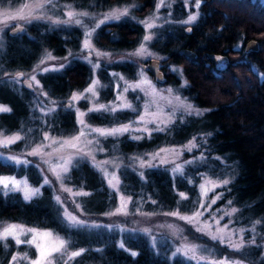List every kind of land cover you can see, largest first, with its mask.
Segmentation results:
<instances>
[{"label": "trees", "instance_id": "16d2710c", "mask_svg": "<svg viewBox=\"0 0 264 264\" xmlns=\"http://www.w3.org/2000/svg\"><path fill=\"white\" fill-rule=\"evenodd\" d=\"M74 1L81 7L84 5L94 10L110 3H139L135 8L141 14L150 8L152 2ZM183 1L175 0L172 11V18H176L175 24L169 25L172 19L168 18L167 25H159L150 41V47L162 56V69L171 74L166 83L177 86L180 94L203 114H175L183 122L172 121L161 129L150 131L147 137H143V134L141 140H137L140 137H128L126 133L119 136L117 141L120 150L128 154L120 158L124 162L119 172L120 189L124 195L131 197L129 211L188 210L197 205V208H204L208 203L211 210L236 209L231 214V223L245 227L247 241L253 236L246 244L249 249H241L244 258L251 264H264V4L259 0H199L198 6H195L197 19L182 26L177 22V18H180L177 13L183 12ZM27 30L19 33L15 40L6 41L4 50L10 59L8 63L18 68H28L38 57L41 48L45 47L54 56L67 58L61 70L40 76L41 83L50 94L63 96L88 80L89 67L76 56L78 40L75 29L38 31L29 25ZM135 30L136 25L132 26L125 19L114 23V33H107L106 36L97 30L95 38L97 40L101 35L99 44L111 53H116V49L133 46L137 36ZM249 38L256 40L255 49L244 48ZM180 46L193 51L194 55L189 57L178 54L176 49ZM211 52L228 56L224 69L217 70L214 67L208 57ZM3 57L0 54V59ZM110 63L108 67L102 64L99 69L104 82L107 81L104 75L107 68L122 71L128 79L133 77L132 71L136 70L134 62ZM26 99L20 113L14 111L11 104L12 107H8L10 112L0 114L2 120L16 121V126L7 127L14 128L12 131L25 127L22 118H25L30 105ZM72 114L59 113L55 121H59V126H66L64 128H73L75 119ZM88 118L96 122L99 117L90 112ZM99 119L102 123L106 121L103 117ZM54 127H51L53 132ZM190 139L194 141L195 147L184 155L199 156L200 162L186 164L176 174L170 173L164 166L150 165L139 170L138 160L130 157L134 150L152 151L161 145L182 143ZM125 142H128L127 147L124 146ZM130 166L133 168L128 169ZM84 167L88 171H76ZM1 170L7 172L11 168L0 161ZM26 175L30 179L28 173ZM97 175L83 160L69 168L64 180L74 186L80 185L84 192L92 193L99 188L105 199L102 204L99 202L86 206L81 201L85 208L79 210L66 191L60 190L57 196L69 211L80 218L96 223H110L104 211L115 204V193L109 191L101 179L96 181ZM205 175L219 182L202 199L196 184ZM225 180L227 184L223 183ZM45 189L43 187V191L31 200H25L19 191H0V226L8 222H20L28 226L44 227L58 234L67 241V245L63 252L53 255V264H190L177 255H167L164 242L153 251L142 232L124 228L130 225V215H117L119 220H112L116 223L111 224L113 228L109 232L99 227H79L68 223L62 217L51 192ZM180 193H184L187 199H182ZM112 198L115 199L109 201ZM80 231L88 234L84 244L77 239ZM192 231L193 228L189 227L188 232ZM80 249L85 251L74 258L69 253ZM18 251L26 252L23 245H15L10 237L7 240L0 239V264H28L26 260L20 259L22 254L15 256V261L9 259ZM217 251L227 254L228 249L217 247Z\"/></svg>", "mask_w": 264, "mask_h": 264}, {"label": "rangeland", "instance_id": "374dc122", "mask_svg": "<svg viewBox=\"0 0 264 264\" xmlns=\"http://www.w3.org/2000/svg\"><path fill=\"white\" fill-rule=\"evenodd\" d=\"M259 1L264 3V0ZM174 3L175 0H152L150 8L141 14L135 8V6H139V3H114L94 10L88 9L84 5L81 7L74 0H0V54L4 56L0 59V105L6 107H12L13 105L14 111L20 113L24 98H28L26 101L30 104L25 118H22L23 122L25 120V127L20 128V130L12 131L14 128H7L16 126V121L11 119L2 120L0 118L2 121L0 122V141H3L6 137L11 138L17 135L22 137V139L6 148L0 147V161L7 163L11 168L7 172L1 170L0 178L15 179L20 182L26 181L28 187L39 189V194L43 191V187L44 189L46 188L45 190L51 192V196L59 205L64 220L72 225L87 228L99 227L103 231L109 232L110 228H113L111 224L119 220L117 215H130V225L124 228L130 231L142 232L147 237L148 244L152 250H157V245H163L164 242L167 255H177L190 264H251L244 258L241 249H249L246 244L252 240L253 236H250L247 241L244 235L245 227L231 223L232 209L226 208L218 211L217 208L211 210L208 203L204 208H197V205L188 210L129 211V197L124 195L120 189L119 172L124 164L123 159L120 158L122 156L127 157L128 154L120 150L117 141L119 136L126 133L128 137H140L137 140H141L143 137H147L148 135L146 134L150 131L161 129L172 121L183 122L175 114H187L189 116L194 113L183 107L184 104L192 105V103L180 94L177 86L171 83H157L141 67V64L150 58L158 59L163 65L162 56L158 55L150 47V41L159 25H167L168 18L172 19L169 25L175 24L176 18H172ZM183 3V12L177 13L180 16V18H177V22H180L182 26L186 24L185 22L190 15H196L195 6L197 5L196 0L191 2L190 0H185ZM192 5L194 7L191 9ZM126 8L128 9V14L122 16L119 21L126 19L130 21L132 26L136 25L137 36L132 47L116 49V53H111L107 48L96 43L94 36L103 23H115V21H118L115 19L105 20L106 15H110L114 11H123ZM69 12H72L73 16L69 17L67 15ZM85 13L86 15H84ZM76 21H80V23H76ZM101 21L104 22L101 23ZM18 24L24 26V32L28 31L29 25L34 26L38 31H50L56 28H63L68 31L75 29L78 40L76 56L88 65V80L63 96L50 94L41 83L40 76L43 73H53L61 70V65L64 66L67 63V58L65 56H54L45 47L41 48L38 57L34 59L28 68L22 69L8 63L10 59L4 50L7 45L6 30ZM148 24H152L153 27L148 28ZM110 31L112 30H107V32L112 33ZM146 35H150L152 38L145 41L144 37ZM17 36L19 34L11 35L9 40H15ZM85 40H88L90 47L86 48L84 46ZM142 44L145 46L146 53L144 55H134ZM110 61L119 64L126 63V61L134 62L136 70L132 71L133 77L128 79L127 75L122 71L107 68V70H104L107 81L104 82L99 69L102 64L108 67L107 65ZM18 69H21L24 76L29 78L30 83L33 85L32 88L28 86L22 87L21 81L13 76V73ZM44 69H48V71H44ZM162 70L163 76L168 79L170 73L165 72L164 69ZM33 76L36 77V81H39V85H36V81L31 79ZM142 80L147 81V83H141ZM93 81L97 82L94 86V94L85 91L93 86ZM138 83L140 87L137 88L135 86ZM45 93L47 95H44ZM73 94L81 98L72 100ZM100 105L116 108L119 112H94L99 118H105L107 122L102 123L99 118L98 121L92 122L88 118L89 109ZM124 105H130L131 107H124ZM193 108L195 109L194 106ZM68 112H72L75 119L73 128H64L66 126H59V121H55L57 114H66ZM81 113L84 115L81 116ZM115 113L116 117L114 116ZM81 120H83V123L80 122ZM53 125L56 126L53 129L55 132L51 130ZM123 126H129V130L115 136H103L99 132L92 131L93 129H112ZM143 134L145 135L141 137ZM76 137H79V139H75ZM126 143L128 142H125V145L123 144L125 147L128 146ZM194 147L195 143L190 139L182 143L161 145L152 151L139 150L142 152H135L137 150H134L131 151L130 157L138 160L137 168L139 170L150 165L152 167L164 166L168 168L170 173L176 174L179 171L175 169H181L186 164L192 165L200 162L199 156L193 154L184 155L185 152L190 153ZM33 150H37L39 155H29ZM12 157L27 161V163H15L11 159ZM83 160L99 174L96 177V181L98 178L101 179L108 190H112L115 193V204L105 210L104 214L116 213L117 209L121 207L122 198L126 204L124 209L126 214L107 215L110 223L86 221L69 211L60 198L59 201L57 200L60 190L66 191L65 189H70L71 191L66 192L79 210L85 208L81 201L86 206L87 204L95 205L99 202L102 204V201H105L99 188L92 193L84 192V189L79 187L80 185L74 186L64 180L68 171L64 172L63 168L66 166L69 170L76 162ZM131 168L133 166L128 169ZM84 170L88 171L85 167L76 171ZM27 173L32 181L27 177ZM46 180L48 183H45ZM109 180L112 181L115 188L109 185ZM218 182L208 175L198 181L196 187L202 199L207 191ZM0 191L6 192L2 185H0ZM19 192L23 196V191ZM77 193H88V195H77ZM115 198L109 201H113ZM143 212L145 214H142ZM174 212H178L179 216L169 215V213ZM196 213L199 214L194 215ZM69 216L83 223H73L68 219ZM180 216L191 219H180ZM114 219L116 222H112ZM13 224L22 226L25 230L34 229L36 232L18 233L19 238L24 241L21 244H17L15 239L10 237L15 245H23L26 250L23 253L18 251L12 254L9 258L11 260H13L12 257L22 254L20 259L32 264V261L39 258V249H37L35 244L26 242L31 240L33 235H36L37 244L48 243L57 238L63 239L47 228L28 226L20 222L4 223L0 226V231ZM189 227L193 228L190 233L188 232ZM43 232H50L52 236L42 238L38 234ZM87 235L80 231L77 239L84 244V239ZM131 236L133 237V235ZM213 236L218 238L213 239ZM220 237L223 239H220ZM240 243L243 244V247L239 250L232 247L233 244ZM217 247H226L228 249L227 254L219 253ZM188 248H193L194 251H188L185 254V250ZM178 249L181 251H177ZM247 250L244 251L247 252ZM69 253L72 254L73 252L69 251Z\"/></svg>", "mask_w": 264, "mask_h": 264}, {"label": "snow or ice", "instance_id": "6c2138e0", "mask_svg": "<svg viewBox=\"0 0 264 264\" xmlns=\"http://www.w3.org/2000/svg\"><path fill=\"white\" fill-rule=\"evenodd\" d=\"M197 6L199 4V0H196ZM128 14V9H124L123 11H114L112 14L110 15H106L105 16V20H119L122 16H126ZM69 17L73 16L72 12H69L67 14ZM86 15V13L84 14ZM197 19L196 15H190L188 17V20L185 23H191L194 22ZM104 21H101V23H103ZM76 23H80V21H76ZM148 28H152L153 25L152 24H148L147 25ZM90 35V33H89ZM152 37L150 35H146L144 37L145 41L150 40ZM86 48L90 47V44L88 42V40H85V45ZM146 53V49L145 46L142 44L140 46L139 49H137L136 53H134V55H144ZM217 59H221L220 57H217ZM41 63H43V61H41ZM61 67H63V65H61ZM44 71H48V69H44ZM24 75L23 73H18L17 77ZM33 81H36V77L33 76L31 78ZM97 82L93 81V86L89 87L88 89H86V92H90L94 94V86ZM141 83H147V81L142 80ZM36 85H39V81H36ZM29 88H32L33 85L31 83L28 84ZM135 87H140V84L138 83ZM127 90V89H126ZM171 91V90H169ZM44 95H47V93H45ZM82 96V94H81ZM78 98L81 97H77L76 94H73L72 100H76ZM124 107H131L130 105H124ZM184 108H186L189 112H195L197 115H202L203 113L197 109H194L193 106L191 104H184L183 105ZM11 109L0 105V113L3 112H10ZM90 112H99V111H110V112H115L117 111L116 108H109V106L107 105H100L99 107H94L89 109ZM81 116H83L84 114L81 113ZM143 119V118H142ZM81 123H83V120L80 121ZM129 130V126H123L121 128H112V129H93L92 131H96L99 132L100 135L103 136H115L118 134H122L123 132H127ZM81 135H83V133H81ZM138 138V137H137ZM22 139L21 136L17 135L15 137H11V138H5L3 141H0V147H8L10 144H14L16 143L18 140ZM75 139H79V137H76ZM75 146V145H73ZM163 151V150H162ZM29 155H39V152L37 150H33V152L29 153ZM158 155V154H157ZM11 159L14 160L15 163H27V161H21L15 157H12ZM176 171H180L179 168L175 169ZM64 172L68 171V168L65 166L63 168ZM45 183H48V181L46 180ZM109 185L115 188V185L112 184V181L109 180L108 181ZM224 184H227L228 181L225 180L223 181ZM22 184L24 185L22 187ZM0 185H2V187L7 191H23V196L25 200H31L34 196L39 194V189H34V188H30L27 186L26 181L25 182H20L17 181L15 179H11V180H7L5 178H0ZM11 185V187H10ZM66 191H71L70 189H65ZM77 195H88V193H77ZM180 196L182 199H187V197L185 196L184 193H180ZM57 200L59 201V197H57ZM128 200H131V197L128 198ZM213 203H215V201H213ZM126 208V204L123 202V198H122V203H121V207L119 209H117L116 213H107V215H114V214H126L124 212V209ZM236 209H233V212H235ZM199 213H196L194 215H198ZM169 215H174V216H179L178 212H174V213H169ZM180 219H191V218H187V217H183L180 216ZM68 219L73 222V223H83L82 221L76 220L74 217L69 216ZM210 227V226H209ZM227 227V226H225ZM199 230V229H198ZM26 232H32L35 233L36 230L34 229H28L25 230L22 228V226H18V225H9L5 228H3L2 231H0V239L3 240H7L9 237H12L15 239V242L17 244H21L24 241H22L19 238L18 233H26ZM38 235H40L42 238H48L52 236V233L50 232H43V233H39ZM217 236H213V239H217ZM220 239H223L222 237H220ZM29 244H35V246L37 247V249H39V258L36 259L35 261H32V264H52L54 256L53 254L56 253H61L64 251V249L66 248L67 245V241L63 240V239H55L52 240L48 243H42V244H37L36 243V235H33V238L29 241H26ZM121 247H123V244H121ZM232 247L236 250H239L240 248L243 247V244H233ZM85 250L84 249H80L79 251L73 252L71 255L72 257H76L81 255ZM177 251H181L180 249H178ZM188 251H194L193 248H188L187 250H185V254H187ZM133 255H135V253H133ZM13 261H15L17 258L16 257H12Z\"/></svg>", "mask_w": 264, "mask_h": 264}, {"label": "water", "instance_id": "95a60500", "mask_svg": "<svg viewBox=\"0 0 264 264\" xmlns=\"http://www.w3.org/2000/svg\"><path fill=\"white\" fill-rule=\"evenodd\" d=\"M22 28V26L17 25L15 27H13L10 32H15L17 30H20ZM246 47H251V48H256V41L253 39H250L248 41H246ZM177 52L179 53H184L187 56H193L194 52L186 49V48H179L177 50ZM209 58L213 61L214 65L216 68H223L224 67V62L226 60V56L224 54L221 53H209L208 54ZM217 57H220L221 59H217ZM145 68H147L149 70V72L151 74L154 75L155 79L158 81H163L164 77L162 76V72L161 70L158 68V60L155 58H151L148 60L147 64L143 65ZM20 72H17L15 75L17 76V74ZM20 77V76H19ZM22 85L23 86H28V84L30 83L29 80L27 78H23L22 79Z\"/></svg>", "mask_w": 264, "mask_h": 264}, {"label": "flooded vegetation", "instance_id": "af4514ba", "mask_svg": "<svg viewBox=\"0 0 264 264\" xmlns=\"http://www.w3.org/2000/svg\"><path fill=\"white\" fill-rule=\"evenodd\" d=\"M102 7V6H101ZM116 22H118V21H115V23ZM111 24V25H110ZM110 24H106V28H105V32H107V30H109V29H111L112 31H110V32H112V33H114L113 32V25H114V23H110ZM103 30V29H102ZM107 33H109V32H107ZM109 34H111V33H109ZM100 37H101V35H99V37H98V39H97V41H99L100 40ZM113 39V38H112Z\"/></svg>", "mask_w": 264, "mask_h": 264}]
</instances>
